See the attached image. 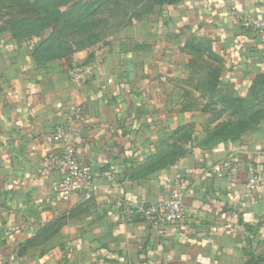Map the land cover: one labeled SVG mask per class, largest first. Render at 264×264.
Listing matches in <instances>:
<instances>
[{
    "label": "crops",
    "instance_id": "1",
    "mask_svg": "<svg viewBox=\"0 0 264 264\" xmlns=\"http://www.w3.org/2000/svg\"><path fill=\"white\" fill-rule=\"evenodd\" d=\"M259 18L264 0H181L68 59L41 58V37L0 35V264L263 259L264 48L246 26ZM202 40L221 63L217 90L243 100L254 122L213 140L219 122L204 133L202 118L181 108ZM86 62L95 65L92 79L77 88L67 70ZM77 107L85 110L78 158L94 180L71 210L43 160L51 135ZM193 122L195 136L181 142ZM231 155L239 176L217 177L214 167ZM250 174L259 186L244 197ZM174 179L183 182V222L155 227L121 217L120 202L155 204Z\"/></svg>",
    "mask_w": 264,
    "mask_h": 264
},
{
    "label": "rangeland",
    "instance_id": "2",
    "mask_svg": "<svg viewBox=\"0 0 264 264\" xmlns=\"http://www.w3.org/2000/svg\"><path fill=\"white\" fill-rule=\"evenodd\" d=\"M154 0H0V35L13 41L27 42L31 37L44 38L39 50L42 54L54 53L68 59L85 48L96 44L128 23L138 21L140 14L151 10ZM191 78L181 87V108L202 118L201 130L209 134L212 118L220 112L221 105L213 103L225 96L226 91L212 88L221 63L211 52L206 41L200 42ZM39 53V52H38ZM207 62H211L207 65ZM211 66L212 70L207 68ZM215 69V70H214ZM213 70L215 73H213ZM211 78V75H213ZM229 121L225 116L223 122ZM198 122L188 124L194 137ZM197 138V137H195Z\"/></svg>",
    "mask_w": 264,
    "mask_h": 264
},
{
    "label": "built area",
    "instance_id": "3",
    "mask_svg": "<svg viewBox=\"0 0 264 264\" xmlns=\"http://www.w3.org/2000/svg\"><path fill=\"white\" fill-rule=\"evenodd\" d=\"M246 26L254 29L264 48V19H254ZM94 69L93 62H86L70 67L67 75L74 86L82 88L92 79ZM9 97L17 99L13 93H9ZM84 116L85 110L77 107L70 114L69 125L55 129L49 140V150L43 160V168L46 172L58 174L57 191L70 209L77 206L90 192L94 180L93 173L81 164L77 153L76 139L83 132ZM239 173L238 160L233 155L214 167V174L219 178H236ZM168 185L166 199L155 204L120 202L118 205L121 217L129 220L139 218L155 227L183 222L186 219L182 198L183 182L179 179L168 180ZM258 186L259 179L250 174L244 197H250Z\"/></svg>",
    "mask_w": 264,
    "mask_h": 264
},
{
    "label": "trees",
    "instance_id": "4",
    "mask_svg": "<svg viewBox=\"0 0 264 264\" xmlns=\"http://www.w3.org/2000/svg\"><path fill=\"white\" fill-rule=\"evenodd\" d=\"M179 1H181V0H154L152 3L153 8L151 10H148L147 12L140 14L139 16L136 17V19L140 20L145 15L154 13L156 10H162L164 7H167V6H173V5L177 4ZM130 23H132V22H130ZM130 23H128V25ZM33 37H38V36H33ZM33 37H31V38H33ZM44 41H45L44 38H41V40L37 46V53L39 52L38 55H40L41 58L56 57L54 55L58 54L57 50H55L54 53H50V51H49L46 54H42L39 51L41 49V46H42ZM194 48H195V51H197V52L200 50V47L194 46ZM214 70H213V73H215ZM219 75H220V73L217 71V79H216L215 83L213 80L209 79V77H208V82L213 85L212 88H215L216 85L218 86L220 84ZM212 76H214V74L211 75V78H212ZM216 92L219 93L218 90H216ZM225 94H226V97L225 96L221 97L219 102H217V100H219L217 98V100L213 103V105L215 107L218 104L221 105V108H220L221 110L218 114H215L212 118V122H211L212 124H214L216 122H219V124H217L216 127L213 128L214 130L212 129V132H210L212 137L210 136V137H208V139L213 140L217 136H222V135L225 136L228 133V131L229 132L232 131V134H233L235 130L244 129V128L248 127V125L254 123L253 118L251 117L250 111L246 110V107H244L243 100L235 99V98L229 96L227 94V92ZM225 116L229 117V121H226V122L222 121ZM235 120H237L238 122H236ZM190 132H191V127H187V126L183 127L182 133H181V142L190 141V138H189L191 136ZM207 142H208V140H207ZM79 205H80V203L77 206L71 208V210L75 209Z\"/></svg>",
    "mask_w": 264,
    "mask_h": 264
},
{
    "label": "water",
    "instance_id": "5",
    "mask_svg": "<svg viewBox=\"0 0 264 264\" xmlns=\"http://www.w3.org/2000/svg\"><path fill=\"white\" fill-rule=\"evenodd\" d=\"M253 264H264V258L261 259V260L256 261V262L253 263Z\"/></svg>",
    "mask_w": 264,
    "mask_h": 264
}]
</instances>
